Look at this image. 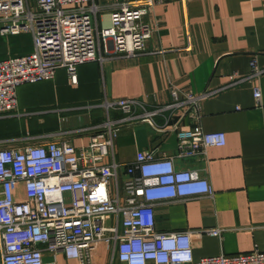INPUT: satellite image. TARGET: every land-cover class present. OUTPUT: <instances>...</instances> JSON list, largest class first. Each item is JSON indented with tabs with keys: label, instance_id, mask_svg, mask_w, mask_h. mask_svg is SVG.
I'll use <instances>...</instances> for the list:
<instances>
[{
	"label": "built area",
	"instance_id": "obj_1",
	"mask_svg": "<svg viewBox=\"0 0 264 264\" xmlns=\"http://www.w3.org/2000/svg\"><path fill=\"white\" fill-rule=\"evenodd\" d=\"M162 1L120 0L102 25L103 8L95 0H0V35L28 33L33 44L28 54L0 59V116L18 110L21 84L52 79L63 68L76 86L79 65L101 63L111 52L138 55L152 34L144 16ZM250 66L248 76L231 75L228 86L264 73L256 56ZM221 89L179 97L174 87L172 100L160 105L104 98L97 105L105 118L76 130L90 131L88 143L79 147L50 135L32 137L24 145H0V264H57L58 255L93 264L100 244L120 264H264V252L257 249L195 259L191 231L155 229L156 204L213 193L206 177L198 170L178 169L175 157L205 158L207 148L226 143L223 132H206L196 122L182 126L184 115L197 120L201 100ZM253 96L259 103L258 86ZM175 110L180 113L169 125ZM158 115L164 116L163 124H157ZM137 122L175 132L177 154L140 150L132 161L118 164L114 139ZM207 232L219 235L220 230Z\"/></svg>",
	"mask_w": 264,
	"mask_h": 264
},
{
	"label": "crops",
	"instance_id": "obj_2",
	"mask_svg": "<svg viewBox=\"0 0 264 264\" xmlns=\"http://www.w3.org/2000/svg\"><path fill=\"white\" fill-rule=\"evenodd\" d=\"M95 1L108 19L120 0ZM144 21L152 34L138 55L111 52L101 63L81 64L76 86L69 84L63 68L52 79L19 85L18 110L0 116V145H24L32 137L50 135L79 147L88 143L90 131L76 130L105 118L97 105L104 98H139L160 105L172 100L174 87L179 97L222 88L201 100L197 120L184 115L182 126L196 122L206 132H223L226 143L207 148L205 158L175 157L178 169L198 170L206 177L213 193L156 204L155 229L191 231L195 259L264 252V73L228 86L231 75L252 72L254 56L264 66V0H163L150 8ZM32 50L28 33L0 35V59ZM255 86L261 91L259 103ZM179 113L170 115L169 125ZM155 119L159 125L165 121L160 115ZM153 148L158 155H176L175 132H161L147 122L129 124L114 139V160L126 164L136 152ZM210 229H219V235L208 233ZM56 263L78 264L63 255ZM93 264L120 263L100 244Z\"/></svg>",
	"mask_w": 264,
	"mask_h": 264
},
{
	"label": "rangeland",
	"instance_id": "obj_3",
	"mask_svg": "<svg viewBox=\"0 0 264 264\" xmlns=\"http://www.w3.org/2000/svg\"><path fill=\"white\" fill-rule=\"evenodd\" d=\"M100 20H101V24H102V25H106V24L108 23V19H106V17H102V16H101V17H100ZM66 73H67V72H66ZM67 77H68V74H67ZM68 81H69V84H70L71 86H75V85H73V84L71 83V81H70L69 78H68ZM77 82H78V81H77ZM76 85H77V84H76ZM183 93L186 94V92H183ZM102 101H103V99H102ZM102 101H101V102H102ZM101 102H100V103H101ZM100 103H99V104H100Z\"/></svg>",
	"mask_w": 264,
	"mask_h": 264
}]
</instances>
